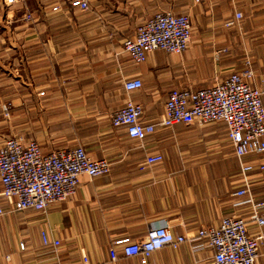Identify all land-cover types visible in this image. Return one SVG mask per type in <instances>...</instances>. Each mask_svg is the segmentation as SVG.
<instances>
[{"label":"crops","instance_id":"obj_1","mask_svg":"<svg viewBox=\"0 0 264 264\" xmlns=\"http://www.w3.org/2000/svg\"><path fill=\"white\" fill-rule=\"evenodd\" d=\"M56 5L60 10H53ZM24 10L35 20L12 22ZM162 10L189 13L187 50H155L134 62L122 40ZM236 12L243 16L226 26ZM14 58L18 69L8 64ZM247 60L251 83L263 84L264 0H92L86 12L71 0H24L16 7L0 0V146L15 134L34 136L44 153L80 144L112 164L107 174L81 175L77 192L45 211L15 210L2 197L0 264H143L140 255L125 256L119 246L113 259L110 249L123 237L143 240L166 221L174 235L218 226L226 216L251 221L249 195L235 194L245 184L227 124L160 123L171 90L209 87L242 72ZM133 78L143 86L128 93L124 82ZM129 97L143 105V121L157 124L144 140L112 125V113ZM8 103L13 108L6 116ZM152 153L163 161L147 164ZM250 178L252 194L264 197V172ZM41 225L59 245L43 244ZM249 226L254 235L264 232V226ZM213 255L201 238L157 249L145 264H210ZM257 264H264V244Z\"/></svg>","mask_w":264,"mask_h":264},{"label":"built area","instance_id":"obj_2","mask_svg":"<svg viewBox=\"0 0 264 264\" xmlns=\"http://www.w3.org/2000/svg\"><path fill=\"white\" fill-rule=\"evenodd\" d=\"M23 2L24 0H3L10 7ZM71 6L80 12H86L91 8L92 0H71ZM53 10H60V7L56 5ZM242 16L241 12H236L235 18L227 19L225 25H234ZM34 20V14L24 10L12 22L23 24ZM192 30L190 15L162 10L143 21L133 37L124 38L121 49L136 63L146 61L149 53L155 50L180 54L187 50ZM246 62L247 66L242 72H232L209 87L171 90L165 102V115L160 123L173 125L196 121L206 124L224 121L227 124V136L240 163L245 184L235 194L249 195L253 209L252 220L226 216L218 226L203 225L196 234L191 235H174L166 221L162 225L153 226L143 240L132 241L130 237L116 240L110 249L113 259L118 257L120 247L125 256L140 255L145 264L157 249L168 245L177 247L185 241L194 243L205 238L214 250L210 264H257L264 244V232L252 234L249 222L255 223L259 228L264 226V197L252 194L250 175L257 170L264 172V83H251L254 72L250 61ZM142 86L141 78L127 79L124 82L128 93ZM10 108V103L4 105L6 115H9ZM143 111V105L129 97L122 107L112 113V125L124 128L131 138L144 140L156 130L157 124L143 121ZM162 161L163 155L160 153L148 154L145 159L147 164ZM111 169L109 159L91 157L80 144L44 153L41 143L33 138H7L0 146V216L5 213L2 197L10 199L15 210L33 208L45 211L51 205L73 196L77 192L81 175L93 178L107 174ZM40 229L44 245L60 244L59 240L49 238L44 225ZM194 246L200 248L198 245Z\"/></svg>","mask_w":264,"mask_h":264},{"label":"rangeland","instance_id":"obj_3","mask_svg":"<svg viewBox=\"0 0 264 264\" xmlns=\"http://www.w3.org/2000/svg\"><path fill=\"white\" fill-rule=\"evenodd\" d=\"M177 13H181V14H188L189 15V13H187V12H177ZM225 23V22H224ZM207 24V22H205L204 24H203V28L204 29H207L208 28V26L206 25ZM195 27V26H194ZM197 28H198V30L197 31H200L202 28H201V26H199V22H198V25H197ZM196 30V28H194V31ZM8 64H9V66H10V68L11 69H18V60L17 59H11V61H9L8 62ZM17 71V70H16ZM13 108V106H11V108H10V110H9V114H10V111H11V109ZM4 111V110H3ZM4 113H5V111H4ZM6 115V114H5ZM6 116H9V115H6ZM13 136H20V135H18V134H15V135H13ZM10 137H12V136H10ZM25 138V137H24ZM29 138H33V139H35V140H37V141H39L40 143H42V140H40L39 138H37V137H34V136H31V137H29Z\"/></svg>","mask_w":264,"mask_h":264}]
</instances>
